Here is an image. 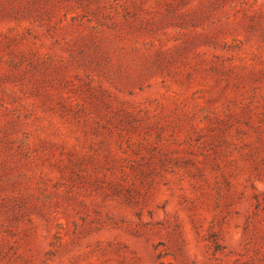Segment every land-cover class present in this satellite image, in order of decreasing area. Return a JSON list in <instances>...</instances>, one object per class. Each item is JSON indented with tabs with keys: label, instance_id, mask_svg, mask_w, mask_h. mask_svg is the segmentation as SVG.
<instances>
[{
	"label": "rangeland",
	"instance_id": "1",
	"mask_svg": "<svg viewBox=\"0 0 264 264\" xmlns=\"http://www.w3.org/2000/svg\"><path fill=\"white\" fill-rule=\"evenodd\" d=\"M0 264H264V0H0Z\"/></svg>",
	"mask_w": 264,
	"mask_h": 264
}]
</instances>
